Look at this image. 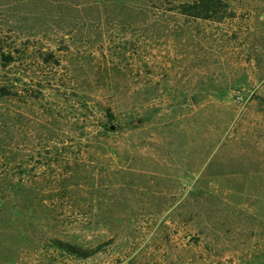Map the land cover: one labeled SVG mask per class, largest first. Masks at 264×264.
I'll return each instance as SVG.
<instances>
[{"label":"rangeland","instance_id":"rangeland-1","mask_svg":"<svg viewBox=\"0 0 264 264\" xmlns=\"http://www.w3.org/2000/svg\"><path fill=\"white\" fill-rule=\"evenodd\" d=\"M224 1L0 0V264H264V0Z\"/></svg>","mask_w":264,"mask_h":264},{"label":"trees","instance_id":"trees-1","mask_svg":"<svg viewBox=\"0 0 264 264\" xmlns=\"http://www.w3.org/2000/svg\"><path fill=\"white\" fill-rule=\"evenodd\" d=\"M172 3L176 6V12L185 17L192 18L195 20L202 21H211V22H224L226 19H232L235 16L233 9L228 1L224 0H171ZM52 55H49L48 58L43 61V63H49V58ZM55 59V57H52ZM2 64L6 67L12 64L15 61L11 53H2L1 54ZM9 92L8 86H0V95H6ZM109 116L113 118V115L109 112ZM113 127H109V130H112ZM51 248H54L56 251L61 252L67 256L75 257L81 260H86L94 256L97 249H87L81 247L80 245H74L70 242H66L61 239L53 238L50 245Z\"/></svg>","mask_w":264,"mask_h":264}]
</instances>
